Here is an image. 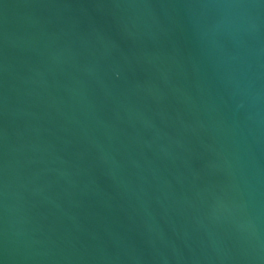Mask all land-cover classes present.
I'll return each mask as SVG.
<instances>
[{"label":"water","instance_id":"obj_1","mask_svg":"<svg viewBox=\"0 0 264 264\" xmlns=\"http://www.w3.org/2000/svg\"><path fill=\"white\" fill-rule=\"evenodd\" d=\"M0 264H264V0H0Z\"/></svg>","mask_w":264,"mask_h":264}]
</instances>
